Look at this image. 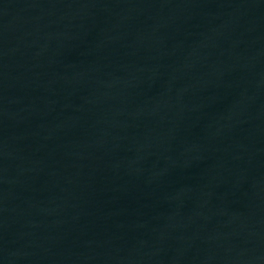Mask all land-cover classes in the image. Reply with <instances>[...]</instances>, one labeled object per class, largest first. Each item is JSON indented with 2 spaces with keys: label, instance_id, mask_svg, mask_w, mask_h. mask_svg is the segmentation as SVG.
<instances>
[{
  "label": "water",
  "instance_id": "water-1",
  "mask_svg": "<svg viewBox=\"0 0 264 264\" xmlns=\"http://www.w3.org/2000/svg\"><path fill=\"white\" fill-rule=\"evenodd\" d=\"M0 264H264V0H0Z\"/></svg>",
  "mask_w": 264,
  "mask_h": 264
}]
</instances>
